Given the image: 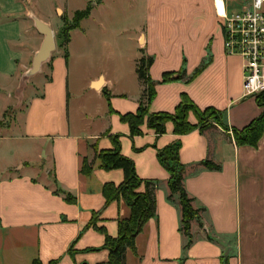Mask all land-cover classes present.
<instances>
[{
	"label": "crops",
	"instance_id": "obj_1",
	"mask_svg": "<svg viewBox=\"0 0 264 264\" xmlns=\"http://www.w3.org/2000/svg\"><path fill=\"white\" fill-rule=\"evenodd\" d=\"M107 1L87 0L72 11L89 7L66 43L53 40L29 74L43 38L34 20L51 31V23L61 27L62 12L67 20L72 14L58 3L51 14L35 9L33 0H0V264L108 263L105 235H118L129 207L122 198L105 204L104 184L121 183L123 171L102 168L91 146L111 149L113 136L138 177L156 182L155 213L135 236V251L126 248L124 264H264V133L256 146H238L219 125L176 135L166 122L155 135L142 123L131 136L119 120L138 105L140 56L152 59L149 112H172L185 93L200 109L221 111L229 128L260 115L255 98L242 95L241 58L224 51L214 0ZM248 2L223 0L227 11ZM73 54L87 67L74 91ZM182 68L183 78L160 82ZM28 77L31 83L22 85ZM188 120L197 122L191 112ZM175 141L184 189L201 208L190 222L191 239L181 228L179 195L168 199L169 175L156 157ZM83 158L92 164L88 175L81 172ZM205 160L220 168H206Z\"/></svg>",
	"mask_w": 264,
	"mask_h": 264
},
{
	"label": "trees",
	"instance_id": "obj_2",
	"mask_svg": "<svg viewBox=\"0 0 264 264\" xmlns=\"http://www.w3.org/2000/svg\"><path fill=\"white\" fill-rule=\"evenodd\" d=\"M89 7L73 14L72 23L63 28L65 36L63 44L68 40L67 31L76 23L87 15ZM64 57L66 54L64 53ZM151 57L140 56L135 63V73L137 79L143 85V89L138 101V105L134 112L119 114V120L125 122L129 129V134L139 135L141 133L140 126L145 123L148 129H151L155 135L164 132V125L170 122L172 132L176 135H184L195 128L200 132L213 125H219L227 133L231 134L234 142L238 146L249 145L256 146L258 140L264 133V91L257 94L254 98L256 103L262 107V112L254 118L248 125L241 129L229 128L223 122V114L221 111L207 107L200 109L185 94L182 93L180 101L175 105L172 112H149L148 104L154 96V82L149 78L147 69L151 64ZM201 65L197 68L188 80L196 76L203 68ZM182 68L178 73H164L160 82H166L173 79H181L184 76ZM196 116L197 122L192 124L188 120L189 113ZM112 148L108 150H98L92 145L94 155L100 160V165L104 169L121 168L123 171V180L119 184L106 183L102 188L105 198V204L122 198L129 207V216L118 221V235L112 238L105 235L104 247L109 250V260L107 264H124V253L126 248L135 251L134 238L141 231L146 221L155 213V186L154 180H143L138 177L135 171L134 163L131 159L122 156L119 153L117 136L111 137ZM180 142L175 141L169 146L164 147L156 152L158 161L168 173V186L171 199L173 193H178L181 205V228L185 235L191 239L189 230L190 222L198 217L201 208L192 206V198H190L183 186L184 165L179 158ZM202 164L208 169L218 170L220 166L211 161L205 160ZM92 169V164L83 158L81 172L88 175ZM142 188V189H141ZM90 225H95L92 221ZM101 229V228H98ZM102 230V229H101ZM32 264H39L34 262Z\"/></svg>",
	"mask_w": 264,
	"mask_h": 264
},
{
	"label": "built area",
	"instance_id": "obj_3",
	"mask_svg": "<svg viewBox=\"0 0 264 264\" xmlns=\"http://www.w3.org/2000/svg\"><path fill=\"white\" fill-rule=\"evenodd\" d=\"M214 4L224 51L242 60V95L255 97L264 91V0H249L231 11L226 10L223 0H214Z\"/></svg>",
	"mask_w": 264,
	"mask_h": 264
},
{
	"label": "rangeland",
	"instance_id": "obj_4",
	"mask_svg": "<svg viewBox=\"0 0 264 264\" xmlns=\"http://www.w3.org/2000/svg\"><path fill=\"white\" fill-rule=\"evenodd\" d=\"M85 1H87V0H33L32 5H34L35 9L42 11V12L47 13L48 11L51 10V14H52V4L58 3L60 5H64L65 8L68 10V12L71 15L72 11L82 9ZM107 3L112 5L115 3V0H108ZM57 13H60V11L57 10ZM73 14L71 15V18L69 20H67V18L65 17V13L62 12V14L60 16L61 22H62L60 28H58L57 25H55L54 23H51V25H52L51 31L53 34V40H54L55 45L56 44L61 45L63 43V38L65 36V33L63 32V28L72 23L71 20L73 18ZM102 15H105V16L109 15V17H111V15L106 13V12H103ZM106 22H107L106 24L108 25V27H110V29L112 30L113 29L112 27L114 26V24H113V21L111 20V18ZM72 43H73V46H75V43H76L75 33H72ZM69 64H70V67H69L70 70L69 71L71 72V78H72V82H73L72 88L74 91L79 85L80 76L82 75V73H84V71L87 67H86L85 62H82V61L78 62L76 60L74 54L71 57ZM31 78L32 77H28V79H25L24 81H22L21 82L22 85L30 84ZM22 85H21V87H22Z\"/></svg>",
	"mask_w": 264,
	"mask_h": 264
},
{
	"label": "water",
	"instance_id": "obj_5",
	"mask_svg": "<svg viewBox=\"0 0 264 264\" xmlns=\"http://www.w3.org/2000/svg\"><path fill=\"white\" fill-rule=\"evenodd\" d=\"M34 24L36 29L43 35V38L39 48L31 60V68L28 72L29 74H32L38 70L40 63L48 57L50 51L53 48V38L49 27L38 20H34ZM94 86H97V83H95Z\"/></svg>",
	"mask_w": 264,
	"mask_h": 264
},
{
	"label": "bare ground",
	"instance_id": "obj_6",
	"mask_svg": "<svg viewBox=\"0 0 264 264\" xmlns=\"http://www.w3.org/2000/svg\"><path fill=\"white\" fill-rule=\"evenodd\" d=\"M219 8H220V10H221V4H219Z\"/></svg>",
	"mask_w": 264,
	"mask_h": 264
}]
</instances>
